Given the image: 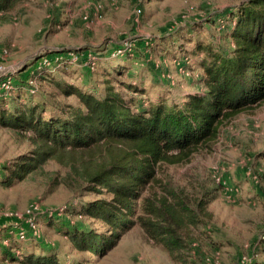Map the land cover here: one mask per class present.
Here are the masks:
<instances>
[{
	"label": "trees",
	"instance_id": "16d2710c",
	"mask_svg": "<svg viewBox=\"0 0 264 264\" xmlns=\"http://www.w3.org/2000/svg\"><path fill=\"white\" fill-rule=\"evenodd\" d=\"M23 1L0 0V15ZM227 13L217 25L218 37L186 36L181 43L173 31L160 36L152 47L161 59L177 48L170 58L182 74L189 73L188 91L175 93L169 88L149 95L153 85L144 81L145 66H132L143 64L142 51L140 55L123 50L110 64L112 72L105 68L101 90L62 82L54 70L38 74L57 93L75 96V103L33 102L28 92H21L22 81L27 83L21 77L11 96L0 93V126L28 130L31 145L10 164L0 166V184L44 175L51 162L65 170L61 181L66 185L101 195L82 205L72 204L77 208L67 206V217L44 215L45 225L65 237L71 250L88 255L67 259L44 243L40 253L19 248L22 241L37 240L26 226L21 227V220L16 229L0 225V251L7 259L19 258L26 264H93V256L105 255L137 225L171 258L186 260L188 247L197 240L193 230L212 218L208 205L215 195L204 190L191 197L163 181L159 170L211 148L225 124L264 104V0H243ZM205 23L214 24L215 19L207 16ZM191 41L193 45L186 48ZM73 67L60 65L59 70L74 74ZM125 70L127 78L120 79ZM73 215L98 219L107 230L73 221ZM258 247L264 254V238ZM244 264L264 262L253 259Z\"/></svg>",
	"mask_w": 264,
	"mask_h": 264
},
{
	"label": "rangeland",
	"instance_id": "374dc122",
	"mask_svg": "<svg viewBox=\"0 0 264 264\" xmlns=\"http://www.w3.org/2000/svg\"><path fill=\"white\" fill-rule=\"evenodd\" d=\"M241 1L24 0L0 15V93L11 96L21 77L27 80L22 81L25 87L21 92H28L33 102L44 99L51 105L75 103V96L57 93L51 82L38 74L54 70L62 82L101 90L105 68L112 72L114 67L110 64L123 50L143 53V64L132 66H145L144 81L153 85L149 95L169 88L175 93L188 91L189 73L182 74L170 58L177 48L161 59L152 49L156 40L173 31L181 43L186 36L218 37L221 27L217 25ZM207 16L214 18L215 23H205ZM193 43H186V48ZM115 45L121 47L114 50ZM65 64L74 66V74L59 70ZM126 73L125 70L119 74V78H127ZM29 135L28 130L0 126V166L28 151ZM45 169L44 175L35 173L9 186L0 184V225L10 230L20 227L21 220L28 224L21 227L26 226L37 240L22 241L19 248L40 253V243H44L67 259L88 255L71 250L65 237L45 225L44 215L67 217V206L77 208L72 204L82 205L101 195L63 183L65 170L54 163ZM158 174L191 197L200 196L204 190L215 195L208 205L212 218L193 230L197 240L188 247L186 260L171 258L161 244L149 239L136 225L105 255L93 256V264H244L253 259L264 262L258 247L264 238V104L225 124L211 148L194 153L186 162L164 165ZM79 217L73 215L72 219L100 232L107 230L98 219ZM0 264L26 263L19 258L7 259L2 250Z\"/></svg>",
	"mask_w": 264,
	"mask_h": 264
}]
</instances>
